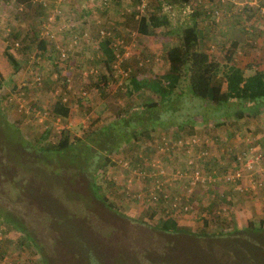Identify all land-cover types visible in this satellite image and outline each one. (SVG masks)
<instances>
[{
	"label": "rangeland",
	"instance_id": "1",
	"mask_svg": "<svg viewBox=\"0 0 264 264\" xmlns=\"http://www.w3.org/2000/svg\"><path fill=\"white\" fill-rule=\"evenodd\" d=\"M68 1L64 2L68 3ZM81 1L86 4L83 0ZM93 1L96 2L95 8H90L87 4L83 9L86 11L87 18L90 19V31L95 33L99 26L110 25L118 29L123 41L122 46L133 42L134 45L130 46V49L126 47L127 53L123 55L125 58H122V64L125 63L130 67L131 74L135 75L142 88L136 92L127 93L126 86L129 81L126 79L122 83V88L114 90L109 83L107 90L100 91L94 83L100 84V76L106 72V68L102 54L93 41L84 47V41L79 39L73 52H68L67 58L59 63L56 55L55 58L52 56L50 59L42 53V59L32 58L35 52L34 47L24 50L21 45L16 51L13 49L17 58L21 59L20 67L11 74V77L0 81V211H4L1 207L4 206L7 213L24 221L26 230L32 235L37 245L31 246L37 248L36 250L43 255V258L47 259V264H86L91 257L86 255L84 248L88 249L91 255L97 253V256L94 254L97 258L96 264H178L172 260L173 251L176 250L179 255L186 249L185 243L173 246L176 238L192 240L201 239L203 236L197 235H201L202 232L206 235L223 233L221 231L230 227L229 215L234 209L235 222L239 228H243L248 221L255 225L259 223L264 225V204H258L260 208L258 213L254 212L253 204L248 206L249 199L262 193L260 190L264 188V179L258 177L260 184L250 192L249 196L231 191V186L225 183L216 185L219 186L217 190L215 187L206 189L203 185H195L190 198L193 206L191 211L175 216L176 219H180L178 225L192 233H164L155 227V217L159 215L150 213V201L147 199L149 190L147 192L144 190L150 184L148 177L144 174L151 166L150 163L154 161H158V165L161 163L165 165L167 172L171 171V166L179 163L178 152L166 154L168 150H162V153L157 150L156 144L160 141L158 134L166 133L172 136L191 134L192 130L188 129V124H179L192 117L195 120L198 116L210 119V123H213L214 119L219 124L233 123L232 115L229 114L232 108L230 105L219 107L221 109L218 110L214 109L209 102L201 103L203 99L189 93L184 79L180 80L177 89L175 88L176 90L174 89L175 91L170 95L169 101L172 106L174 98L180 96V110L173 113L168 107L160 105L157 111L160 119L168 117L169 125L154 129L149 142H144V138L140 137L122 143L119 150L107 154V160L99 167L97 174H91L90 170L81 171L82 164L78 163V160L68 163L64 158L58 157V163H56L53 157L49 156L51 154L45 155L41 152L46 151L41 150L44 146L56 147L60 139L75 141L76 138L84 136L89 129V124L94 123L92 127L97 128L106 123L112 118L114 108H141L145 102L151 100L159 102L158 94L151 90L148 84L166 69L167 61L164 58V51L166 46L174 43L175 36L173 33H167L168 26L154 28L148 25V34H139L136 30L138 14L146 16L151 13L160 14V10L155 6L156 1L150 0L151 4L148 6L146 4L143 11L139 9L137 1H132L129 6L124 0L122 5L116 4L119 6H112L109 3V9L107 6L103 8L105 0ZM145 1L148 3L149 0ZM260 1L255 0L254 3L247 4L245 0H236L240 7L255 6ZM199 2L203 7L204 3H208L206 0H199ZM45 5L47 6V3ZM45 5L42 6L45 7ZM63 5L64 3L58 5L62 12ZM34 6L35 4L25 0H0V53L4 47L2 37L8 33L13 39L16 37L15 39L19 41L30 38L35 40L36 34L39 38L38 27L44 15L38 7ZM258 7L259 14L263 16L264 4ZM212 8L216 10L217 6ZM102 9H105V12L108 9L109 16L105 14L103 16ZM162 9L171 27L177 22L185 21L190 15L189 4L188 7L186 4L185 7L172 9L163 5ZM216 13L218 17L219 12L216 11ZM242 14L245 15V13ZM114 16L117 19L113 20ZM227 28L230 34V27ZM75 30L70 32L73 31L76 35ZM67 36V33H64L58 35L55 41L46 42V48H48L46 54L54 48V43L62 44ZM209 49L218 51L219 47L213 46ZM208 53L211 55V51L208 50ZM26 55L30 57L28 62L24 60ZM138 60H143V63L139 64ZM223 66L224 64L221 63L216 70L218 77ZM90 68L95 69L93 73L85 74ZM36 76L39 78L38 83L33 80ZM18 91H22L19 98L16 97L17 94H14ZM64 93L67 98L66 103L69 105V114L65 118L53 117L50 114L52 103L58 95ZM20 104H22L21 108H19ZM175 108L177 109L176 105L172 106V109ZM239 108H245L244 104H240ZM249 110L250 108L246 112ZM41 111H46L45 113L50 116L46 115L38 119ZM241 126L240 124L239 127ZM237 129H235L236 134ZM64 135L66 136L63 137ZM238 137L241 138L242 143L238 151H241L250 136L246 132L238 133ZM210 142V138H205L195 147L198 148L197 151H208L209 164L213 167L218 164L223 165L222 161H217L218 157L212 156V151L208 148L212 149ZM216 143L217 141L213 139V145ZM11 151H16L25 159L24 164L20 160L21 167L23 166L26 171L24 174L12 173V168L7 169L12 161L16 162ZM76 157L74 155L73 158ZM125 158H129L135 165L139 164L144 173L139 167L134 169L128 165H122V159ZM35 161L37 162L33 163ZM30 170L34 171L31 175L28 172ZM11 175L15 176L14 180L7 183L6 180H9ZM89 176L94 177L93 182L96 184L99 196H104L103 202L93 198L89 193ZM22 180H26V183ZM16 185L19 186L16 187ZM168 185V192L181 191L183 183L181 180H176V183L169 181ZM220 190H222L223 198L208 204L211 199L210 194H217ZM251 209L253 214H247ZM61 212H64L65 217H69L72 221V224H69L70 227L65 225L68 220L64 221V216H59ZM203 212L206 213L205 217H213L212 221L206 220L207 223H204L206 224L204 226L201 218ZM183 216L185 219H190L192 225H187L188 223L184 225V220L181 219ZM5 227V223L0 218V230H5ZM6 232L9 236L11 235L9 237L11 239L19 235V232L14 229L8 228ZM7 243H9L7 245L9 249L14 248L13 243L10 244L7 240L3 245ZM193 246L195 248L197 245L193 244ZM216 250L218 254L215 257L197 260L196 264H215V261L218 264H241L236 256L225 252L222 248ZM32 251V248L27 252L25 250L20 257L21 260L38 258L39 254L31 253ZM0 264L3 263L0 262Z\"/></svg>",
	"mask_w": 264,
	"mask_h": 264
},
{
	"label": "trees",
	"instance_id": "2",
	"mask_svg": "<svg viewBox=\"0 0 264 264\" xmlns=\"http://www.w3.org/2000/svg\"><path fill=\"white\" fill-rule=\"evenodd\" d=\"M25 1L30 4H35L37 7H39V4L41 5V8H44V6H42L43 4L40 2L41 0ZM132 1L139 2V0H124L127 6H129ZM154 1H156L155 6H157V9L160 10V14L156 15L151 13L147 16L139 15L137 19L136 30L139 34H148V25L154 28L157 26H168L167 33H173L175 36L174 43L166 46L164 51V58L167 61L166 69L162 73L156 75L153 80L149 81L148 84V87L158 94L159 102L151 100L143 103L141 108H114L112 118L109 121L101 124L97 128L92 127L94 123L89 124V129H87V132H85L84 136L76 138L75 141L60 139L56 147L44 146L41 148V150H46L41 151L43 154H51L49 156L53 157L54 162L58 163V157L64 158L68 163L78 160V163L82 164L80 165L81 171L85 172L90 170L92 172L91 174H97L99 167L102 166V164H105V160H107L108 156L107 154L111 153L112 151L119 150L122 146V143H126L131 139L136 140L140 137L144 138V142H149L152 137L151 132L154 129H161L163 126L169 125L168 117L166 119H160L159 115L157 114L160 105L168 107L173 111V113H175L176 110H180V96L175 97L176 99L174 98L172 101V106L176 105L177 109H172V106L170 105L171 102L169 103V101L171 100L170 95L177 89L181 79H184L185 87L192 96L203 99L201 103L209 102L214 109L218 110L221 109L219 107H228V105H230L232 108L229 110V114L236 119L247 116L249 111L253 113L257 108L255 103L264 99L263 72L255 71L248 76H244L241 68L234 65L233 62H230L231 58L225 55V59L228 62L224 64L223 69H221V72H219L220 76H217L216 70L219 67V63L215 60H212L208 56V53L199 47L201 38H204V35L202 34V31L199 27V22H197V19H195L197 16V9L199 6H201L199 0L198 2L196 0L195 2H193V0H165L164 3L163 0ZM106 2H108V4H106ZM260 2L263 4L262 0ZM109 3L112 6H119L122 5V0H105L103 8L110 5ZM150 4L151 1L149 0L147 6ZM186 4L187 7L189 4L190 8L189 18L186 17L188 20H181L182 22H177L171 27L166 19V13H162L163 5L168 6L169 9H172L175 7H185ZM262 4L260 3L257 6ZM258 9L259 7L254 8V10ZM245 10L251 11L253 8L245 5ZM50 11L51 9L46 12V14L44 11L40 12L43 13L45 17V15L50 13ZM215 13L216 10L214 11V16L216 15ZM55 19H57V16ZM74 19L76 20L75 17ZM182 26L183 28H181ZM70 28L73 30L74 25ZM99 29H103L105 32L99 35ZM64 33H67L68 36L66 41L62 42V44L67 46V39L70 37V31L68 30L63 32L61 35ZM8 36H10L9 33L2 37L4 47L0 53V81L11 77V74L20 67L21 59L19 57V59L17 58L14 51L20 48L21 45L24 50H29L30 48L34 47L35 52H33V54L34 57L38 59H42V53L46 54V52H48V48H46V42L43 39H37V34V40L30 38L19 41L15 39L16 37L13 39L11 36L8 38ZM118 38H120L118 29L103 25L98 27V30L94 35L93 42L96 44L98 51L102 54L106 72L100 76V84H94L97 85L100 91H102L107 90L108 84L111 83V86L114 87L115 90L116 88H122V83L128 79L129 84L126 86V90L127 93L130 94L133 91L136 92L141 89L142 85L137 80V78H135V75L131 74L132 72L130 67L125 65V63L122 64V59L118 62V67L125 71V76L122 77V74L117 73L116 68L113 67V64L117 60L115 53L117 52L118 55H121L122 53L121 45H116ZM14 41H18L20 45L18 48L13 47L10 44ZM75 47L76 46H73L71 49H67V52H73ZM54 54L55 49L51 48L47 56L50 59L52 56L55 58ZM29 58L30 57L26 55L24 59L25 62H28ZM138 63L142 64L143 60H138ZM122 79L124 80L122 81ZM118 81L120 83L117 84ZM187 89L185 91H187ZM66 100L67 98L65 93L60 94L55 98L50 109V114L53 117L59 116L61 118H65L68 116L69 105L66 103ZM240 104H244L245 108L240 109ZM248 108H250V110L246 112ZM198 117L201 118L200 116ZM204 119L208 120V118ZM192 120L193 117L183 121L179 125L187 124V122ZM170 124H173V122H170ZM163 134L166 133H160L158 136L162 137ZM65 136L66 135L63 137ZM159 142L160 141H158V143ZM261 151L264 155V150L262 149ZM11 153L13 155V159H15L16 162L12 161V164L10 163V165L7 166L9 167L7 169L12 168V173L19 172L20 175H22V173L24 174L26 171L23 166L21 167V164L25 163V159L16 151H11ZM74 155L77 157L73 158ZM20 160H22V163ZM36 162L37 161L33 163ZM181 164L182 163L180 162L178 165ZM128 166L130 168H135L136 165L133 161H131L129 162ZM172 168H176V164H174ZM28 172L30 175L34 173L32 170ZM14 177L11 175L10 179L6 180V182L11 183L14 180ZM89 178V193L93 198L103 202L104 196H99L95 186L96 184L93 182L94 177L89 176ZM22 182L26 183V180H22ZM173 183H176V181ZM18 186L19 185H16V187ZM168 188L169 186L163 183L162 189L167 190ZM1 207L4 208V211H0V218L5 223L6 227L5 230H0V262L3 264H47V259L43 258V255L40 254L38 250H36L37 248L35 249L31 246L33 245L36 247L37 245L32 235L28 232V230H26L24 221L20 218L17 219L16 217H13L11 214L7 213V210L4 206ZM59 216H64L65 219L63 220H68L65 225L70 227L69 224H72V221L69 220V217H65L64 212H61ZM201 218L203 221L202 224L206 225L204 224L207 223L206 218L204 216ZM178 224L179 223L175 218L171 216L169 217L167 215L165 217H158L155 221V227L164 233H192L187 232L185 227H180ZM230 226V229L221 231L223 233H218L217 235H206L202 232L200 233L201 235H197L203 236L201 239L195 238L192 240H184L176 238L177 240L174 241L173 246L185 243L184 248L186 250L181 252L179 255L176 253V250L173 251L174 254L172 260L178 264H196V262L199 260H205L207 258L209 259L211 256L215 257L218 254L216 249L222 248L225 252L236 256L237 260L241 264H264V225H262V223L255 225L251 221H248L243 228H239L235 220L231 218ZM8 228L14 229L15 231L17 230L19 235L17 234L18 236L16 235L17 237L15 239L9 238L11 235L9 236V234L6 232ZM216 238L217 240H215ZM6 240L10 241V244L13 243L14 248L9 249V246L7 247L9 243L3 245ZM90 240H92V238H90ZM193 244H196L197 246L194 248ZM28 248H32L33 251L31 253H38V258H27L25 260H21L22 258L20 257H22V253L25 252V250L26 252L30 250ZM84 251L87 253L86 255L88 257H91V260L86 264H96L97 258L95 255L97 256V253L92 252L95 255H91V253H88L89 250H86V248H84ZM215 264H218V262L215 261Z\"/></svg>",
	"mask_w": 264,
	"mask_h": 264
},
{
	"label": "crops",
	"instance_id": "3",
	"mask_svg": "<svg viewBox=\"0 0 264 264\" xmlns=\"http://www.w3.org/2000/svg\"><path fill=\"white\" fill-rule=\"evenodd\" d=\"M206 1H208V3H204V7L201 6L197 9L198 12L195 18L197 19V22H199V27L204 35V38H201V42H199L200 49L206 53H208V50L211 51V55L208 53V56L212 58V60L218 61L219 65H221V63H227L228 61L225 59V55L229 56V58H231L230 62H233L234 65L241 68L244 76H248L255 71L264 73V15L260 16L259 9L254 10V8L258 7V3L262 4V2H257V5L255 6L247 5L248 7L253 8V10L248 11L245 10V6H238L236 0ZM262 1L264 4V0ZM81 2V0H69L68 3L63 2L64 5L62 6V10L65 17L75 25L74 28L78 30V32H88L89 38L83 42L84 47H86V44L92 43L96 30L95 33L90 31V19L87 18V15H85L86 11H83V9L87 4L90 5V8H95L96 2L93 0H83L86 4ZM245 2L251 4V2L254 3L255 0H245ZM46 3L47 6L45 5L44 9L38 4L40 7H38V9L40 11L48 12L55 2L54 0H45V4ZM97 4H99L98 1ZM213 6H217L216 11L219 12L217 21L214 18L215 10L212 8ZM108 9H106L107 12H109ZM104 10L105 9L101 10L103 16H109V13ZM242 13H245V15ZM43 17L40 21H42ZM115 18L117 19V17L114 16L113 20H115ZM227 27H230V34ZM213 46L214 48L219 47V50L216 51V49H209ZM84 47L82 48V51L84 50ZM229 47L231 48L229 49ZM44 54L45 53H43V55ZM255 104L257 106L256 110L253 112L255 114L249 111L248 115L242 118L236 119L232 117L231 120H233V123H230L231 125L225 122L216 126V122L210 123L211 121L207 119L196 117L197 119L187 122L188 129L192 130L189 135L196 134L203 135L208 139L210 138L211 142L209 144L212 145V149L211 147L208 148L212 151V156L215 158L218 157L219 159H217V161H222L225 166L231 162L233 154L238 152L242 146V143L240 142L241 138L238 137V133L241 134L248 132L251 139H255L261 149L264 150V99ZM240 124L242 125L241 127H239ZM236 128H238L237 134L235 133ZM213 139L217 141L216 145H213ZM260 177L264 179V173ZM215 189H219V186H215ZM231 189V191L236 192L239 195H250V191L238 192L232 187ZM260 191L262 193L252 196L248 201V206L250 204L254 205L255 213L260 212L258 204H264V188H261ZM255 203H257V205H255ZM234 212L235 209L231 211V213L229 212L230 220L231 218L236 220ZM247 214H253L252 209L250 211L248 210ZM181 219L184 220V225H186V223H188L187 225H192L190 219H185L184 216ZM209 219L212 221L213 217L210 216L206 220L209 221ZM212 225L215 226L214 223ZM230 228L231 226L228 229Z\"/></svg>",
	"mask_w": 264,
	"mask_h": 264
},
{
	"label": "built area",
	"instance_id": "4",
	"mask_svg": "<svg viewBox=\"0 0 264 264\" xmlns=\"http://www.w3.org/2000/svg\"><path fill=\"white\" fill-rule=\"evenodd\" d=\"M64 1L65 0H54L55 3L51 8L50 13L45 15L39 24L38 39H43L45 42H53L58 35H61V33L72 30L70 27L74 24L65 17L60 6H58L59 3H63ZM40 2L45 5V0H41ZM146 4L147 2L145 0H139V9L143 11ZM215 14L217 18V13ZM139 15L141 14H138V16ZM56 16L57 19H55ZM75 32L77 36L73 31L70 32V37L67 39V46L61 43H59L60 45L54 43V56L56 55L58 63L63 62L67 58V49L69 50L71 47L76 46L79 39H81V41H86L89 38L87 31L77 32V30H75ZM104 32L105 31L103 29H99V35ZM122 42V39L118 38L116 45H121L122 53L121 55H118L117 52L115 53L117 60L113 64V67L116 68V72L121 73L123 77L126 73L123 69L118 67V62L122 58H125L123 55L127 53L125 50L126 47L130 49V46H133L134 44L133 42H128L127 44L125 43L126 45L122 46ZM10 44L17 48L20 46L18 41L11 42ZM31 57L35 58L34 55ZM35 59L37 60L38 58ZM92 71L93 70L90 68L85 72V74L93 73ZM33 80L36 83L39 82V78L37 76ZM21 85H23V83ZM14 94H17L16 97L19 98L22 91L15 92ZM21 107L22 104H20L19 108ZM45 112L46 111H41V113L38 114V119L48 115ZM56 120H58V118H56ZM203 139H205L203 136L196 134L177 136L163 134V136L160 137V142L156 144L157 150L161 151V153L163 152L162 150H170L166 151V154H168V152H178L177 154L180 155L179 161L182 163L181 165H178L179 163L176 164V168H172L171 166V171L167 172L165 165L162 163L161 165H158V161H154V163H150L151 166L147 169V173L144 174L145 177H148L150 184L149 187L146 186L144 188L146 192L149 190L147 199L151 203H166L167 207L163 210V212L169 217L171 216L175 218V216L179 213L191 210L190 198L192 195V188L195 185H203L206 189H211L218 184L225 183L229 184L235 191L247 192L253 191L255 187L260 184L258 177L264 173V155L261 150L238 151L233 154L230 165L224 166L222 164H218L213 167L204 164L205 161H209L208 151H195L192 148L194 144ZM145 159L146 158H144V160ZM128 164V160L122 161V165ZM135 167H139V164ZM139 169L141 168L139 167ZM141 171L144 173L142 169ZM173 171L175 172L172 176ZM172 179H176L177 181L181 180L183 183L181 189L182 191L180 193L168 192V190L162 189L163 183L168 185L169 181H176ZM210 196L212 200H219L223 197L222 190L218 191L217 194L211 193Z\"/></svg>",
	"mask_w": 264,
	"mask_h": 264
},
{
	"label": "clouds",
	"instance_id": "5",
	"mask_svg": "<svg viewBox=\"0 0 264 264\" xmlns=\"http://www.w3.org/2000/svg\"><path fill=\"white\" fill-rule=\"evenodd\" d=\"M214 18H215V20L217 21V18H216V16H214ZM182 135H189V134H182ZM201 136V135H200ZM233 157V156H232ZM179 158H180V155H178V160H179ZM232 159V158H231ZM124 160H128L129 162H130V159L129 158H125V159H122V161H124ZM118 162H120V161H118ZM181 161H179V163H180ZM205 165L207 164V165H210V166H212L211 164H209V161H205V163H204ZM129 165V164H128ZM227 165H230V163L229 164H227ZM226 165V166H227ZM225 166V165H224ZM229 185V184H228ZM182 191V190H181ZM181 191H175V190H173V191H171V192H181ZM250 192H252V191H250ZM223 198V197H222ZM221 198V199H222ZM221 199H219V200H221ZM218 201V200H217ZM190 202H191V199H190ZM209 203H215V200H212V199H210L209 200ZM167 207V204L166 203H160V202H157V203H151L150 202V204H149V208L151 209L150 210V213H155V214H158L159 216H156L155 218H156V220H157V218L158 217H165L167 214H165L164 212H163V210L165 209ZM192 203H191V209H192ZM191 211V210H190ZM205 215H206V213L205 212H203V215L202 216H204L205 217ZM206 219H207V217H205ZM177 220V222H179V219L177 218L176 219Z\"/></svg>",
	"mask_w": 264,
	"mask_h": 264
},
{
	"label": "bare ground",
	"instance_id": "6",
	"mask_svg": "<svg viewBox=\"0 0 264 264\" xmlns=\"http://www.w3.org/2000/svg\"><path fill=\"white\" fill-rule=\"evenodd\" d=\"M214 120H216V119H214ZM214 120H213V122H216L215 125L217 126L219 123H217L218 122L217 120L216 121H214ZM221 124H223V123H221ZM196 145H199V143L193 145V149L195 151L198 150V148L195 147ZM244 150L258 151V150H262V149H261L260 145L258 144V142L255 141V139H251V137H248L247 138V141H246V145H245V147L241 151H244Z\"/></svg>",
	"mask_w": 264,
	"mask_h": 264
}]
</instances>
